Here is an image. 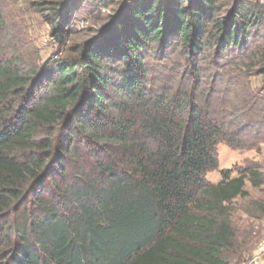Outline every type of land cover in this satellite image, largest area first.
I'll return each instance as SVG.
<instances>
[{
	"label": "trees",
	"instance_id": "16d2710c",
	"mask_svg": "<svg viewBox=\"0 0 264 264\" xmlns=\"http://www.w3.org/2000/svg\"><path fill=\"white\" fill-rule=\"evenodd\" d=\"M90 1L116 8L68 46L70 0H0V264H232L262 176H205L264 144V0ZM20 8L65 56L28 60Z\"/></svg>",
	"mask_w": 264,
	"mask_h": 264
},
{
	"label": "rangeland",
	"instance_id": "374dc122",
	"mask_svg": "<svg viewBox=\"0 0 264 264\" xmlns=\"http://www.w3.org/2000/svg\"><path fill=\"white\" fill-rule=\"evenodd\" d=\"M75 11L79 12L76 24V33L72 36L68 46L86 42L97 30H101L106 24V16L110 10L97 13V5L90 0H70ZM249 1V0H248ZM255 1V0H251ZM20 8L21 19L26 21L27 27L22 34L30 38L28 43V60L39 63H53L65 56L66 48L57 45L50 35V28L37 16L24 13ZM100 18V19H99ZM27 60V61H28ZM250 85L258 91L264 99V78L252 77ZM217 159L218 170L206 174L208 183L217 184L222 180L221 173L230 171L231 177L242 173L245 168L256 165L263 184L253 187L250 180L245 183L247 198H237L230 206L231 228L235 233V245L231 254L232 264H264V252H260V246L264 242V144L259 150H236L231 151L224 144L218 145Z\"/></svg>",
	"mask_w": 264,
	"mask_h": 264
},
{
	"label": "built area",
	"instance_id": "2783aa9c",
	"mask_svg": "<svg viewBox=\"0 0 264 264\" xmlns=\"http://www.w3.org/2000/svg\"><path fill=\"white\" fill-rule=\"evenodd\" d=\"M260 252H264V242L262 243V245L260 246Z\"/></svg>",
	"mask_w": 264,
	"mask_h": 264
}]
</instances>
